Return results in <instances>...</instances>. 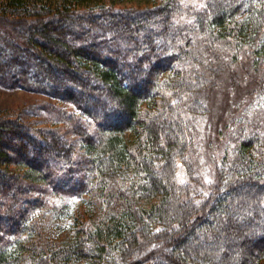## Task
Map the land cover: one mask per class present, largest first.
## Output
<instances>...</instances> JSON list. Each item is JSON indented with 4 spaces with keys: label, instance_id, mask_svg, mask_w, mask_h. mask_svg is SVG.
<instances>
[{
    "label": "trees",
    "instance_id": "1",
    "mask_svg": "<svg viewBox=\"0 0 264 264\" xmlns=\"http://www.w3.org/2000/svg\"><path fill=\"white\" fill-rule=\"evenodd\" d=\"M91 1L0 0V83L89 121L0 112V264H264V0Z\"/></svg>",
    "mask_w": 264,
    "mask_h": 264
},
{
    "label": "rangeland",
    "instance_id": "2",
    "mask_svg": "<svg viewBox=\"0 0 264 264\" xmlns=\"http://www.w3.org/2000/svg\"><path fill=\"white\" fill-rule=\"evenodd\" d=\"M96 1L99 0H92L90 4L93 5ZM113 2L117 7H146L151 6L154 0H113ZM223 94V92L212 94L211 105L215 116L226 112V107L232 105V99L235 98L229 97L227 101L223 99L225 96ZM0 112L30 118L43 123L44 126L59 127L72 139L76 138V135H81V130H89V121L83 118L71 104L42 94L31 93L25 89L11 88L9 84L0 83ZM92 126L93 124H90V127ZM76 127L79 130L75 129Z\"/></svg>",
    "mask_w": 264,
    "mask_h": 264
}]
</instances>
